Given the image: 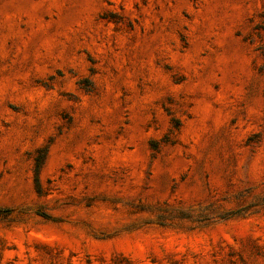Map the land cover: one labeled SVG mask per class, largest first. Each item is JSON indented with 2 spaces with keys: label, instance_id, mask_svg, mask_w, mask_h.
Segmentation results:
<instances>
[{
  "label": "rangeland",
  "instance_id": "374dc122",
  "mask_svg": "<svg viewBox=\"0 0 264 264\" xmlns=\"http://www.w3.org/2000/svg\"><path fill=\"white\" fill-rule=\"evenodd\" d=\"M0 264H264V0H0Z\"/></svg>",
  "mask_w": 264,
  "mask_h": 264
},
{
  "label": "trees",
  "instance_id": "16d2710c",
  "mask_svg": "<svg viewBox=\"0 0 264 264\" xmlns=\"http://www.w3.org/2000/svg\"><path fill=\"white\" fill-rule=\"evenodd\" d=\"M39 167H40V164H37V169H39Z\"/></svg>",
  "mask_w": 264,
  "mask_h": 264
}]
</instances>
